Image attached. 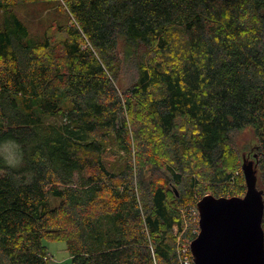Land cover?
<instances>
[{"label": "trees", "instance_id": "trees-1", "mask_svg": "<svg viewBox=\"0 0 264 264\" xmlns=\"http://www.w3.org/2000/svg\"><path fill=\"white\" fill-rule=\"evenodd\" d=\"M27 4L67 22L31 38ZM243 153L264 202V0H0V264H180L181 210L242 197Z\"/></svg>", "mask_w": 264, "mask_h": 264}, {"label": "water", "instance_id": "water-1", "mask_svg": "<svg viewBox=\"0 0 264 264\" xmlns=\"http://www.w3.org/2000/svg\"><path fill=\"white\" fill-rule=\"evenodd\" d=\"M241 171L242 197L205 195L196 203L198 233L189 243L193 264H264V202L256 155L252 160L242 154Z\"/></svg>", "mask_w": 264, "mask_h": 264}, {"label": "rangeland", "instance_id": "rangeland-1", "mask_svg": "<svg viewBox=\"0 0 264 264\" xmlns=\"http://www.w3.org/2000/svg\"><path fill=\"white\" fill-rule=\"evenodd\" d=\"M14 10L17 14V17L28 27L30 37L34 39L41 37L44 33L52 34V31L50 30L52 24L62 25L67 22V17L65 16V14H63L62 11L58 9L56 6H52V5L40 6L39 4L36 5L27 4V5H20L16 7ZM127 65L129 67V70L126 69ZM127 65L125 64V68H123V73L125 76L122 81V85L132 80L134 76V71L130 70L131 64L127 63ZM234 137L237 142V146L240 147L241 150L243 146L247 144L250 145L253 142V136L250 131H244L243 133L241 134L239 133ZM1 151L9 159L15 157V150L12 145H4ZM181 212L184 221L183 231L178 233L177 226L173 228V236L175 237L177 254H180L182 251L181 249L186 247V244L182 240L183 233L186 230H188L190 227L193 228L194 225H196V228L198 227L197 225L198 215L195 208L191 207L188 210L185 209L181 210ZM43 245L46 247L49 261L51 264H61L69 259L68 253L65 249L64 242L43 240Z\"/></svg>", "mask_w": 264, "mask_h": 264}, {"label": "built area", "instance_id": "built-area-1", "mask_svg": "<svg viewBox=\"0 0 264 264\" xmlns=\"http://www.w3.org/2000/svg\"><path fill=\"white\" fill-rule=\"evenodd\" d=\"M196 210V209H195ZM197 212V211H196ZM198 215V214H197ZM197 225H198V221H197ZM196 235L198 233V231H195ZM181 253L179 254V261H180V264H193L192 262V257L191 255L188 256L187 253L189 251V245L188 247H184L183 249H181ZM190 253V251H189Z\"/></svg>", "mask_w": 264, "mask_h": 264}, {"label": "flooded vegetation", "instance_id": "flooded-vegetation-1", "mask_svg": "<svg viewBox=\"0 0 264 264\" xmlns=\"http://www.w3.org/2000/svg\"><path fill=\"white\" fill-rule=\"evenodd\" d=\"M252 160H254V156H253Z\"/></svg>", "mask_w": 264, "mask_h": 264}]
</instances>
